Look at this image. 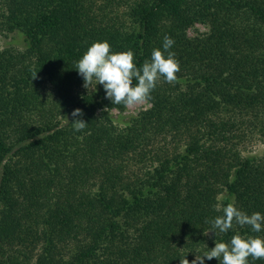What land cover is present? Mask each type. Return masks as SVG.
I'll return each mask as SVG.
<instances>
[{"label":"trees","instance_id":"1","mask_svg":"<svg viewBox=\"0 0 264 264\" xmlns=\"http://www.w3.org/2000/svg\"><path fill=\"white\" fill-rule=\"evenodd\" d=\"M11 33L24 45L0 48V264H180L264 238L211 225L228 203L264 215V154L245 152L264 144V0H0ZM165 35L177 81L116 123L126 106L85 89L77 61L107 41L140 68Z\"/></svg>","mask_w":264,"mask_h":264},{"label":"clouds","instance_id":"2","mask_svg":"<svg viewBox=\"0 0 264 264\" xmlns=\"http://www.w3.org/2000/svg\"><path fill=\"white\" fill-rule=\"evenodd\" d=\"M174 43L171 37L165 35L162 49H153L150 60H145L142 67L138 68L131 50L113 53L107 41L94 42L77 61L76 69L83 78L85 89L95 92L96 85H102L106 98L112 104H123L129 108L148 104L152 99L151 93L161 78L169 84L177 81L176 74L180 71V64L175 53L170 50ZM36 73L32 79L36 78ZM71 116L73 119L70 123L75 131H82L87 127L88 123L81 119V109H74ZM65 122L69 123L67 118ZM222 212V216L211 221L212 228L221 233L231 229L234 221L240 226H251L254 232H260L264 225V215L259 212L248 215L234 203H228L222 208ZM210 232L215 235V232ZM185 257L179 260L180 264H204L205 258H215L220 264H249V257L264 260V238L235 234L230 242H215L214 247L203 255H195L191 262Z\"/></svg>","mask_w":264,"mask_h":264},{"label":"rangeland","instance_id":"3","mask_svg":"<svg viewBox=\"0 0 264 264\" xmlns=\"http://www.w3.org/2000/svg\"><path fill=\"white\" fill-rule=\"evenodd\" d=\"M207 28L203 25L196 24L191 29H189L188 34L194 36L197 33L205 32ZM23 39L18 33H11L7 36L0 35V48L13 46L15 48L21 49L23 47ZM150 104L138 105L135 107H126L125 111L119 114L117 111H112V116L116 123L122 125L128 122L131 118L135 117L139 112L147 109ZM245 152L252 155H263L264 154V144L260 139L254 137L250 139L249 143L245 145Z\"/></svg>","mask_w":264,"mask_h":264}]
</instances>
